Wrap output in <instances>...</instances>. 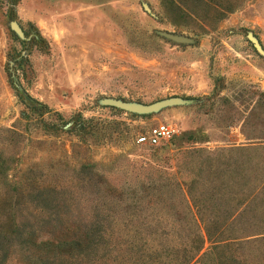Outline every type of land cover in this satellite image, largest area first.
<instances>
[{"label": "rangeland", "instance_id": "1", "mask_svg": "<svg viewBox=\"0 0 264 264\" xmlns=\"http://www.w3.org/2000/svg\"><path fill=\"white\" fill-rule=\"evenodd\" d=\"M206 231L264 264V0H0V264Z\"/></svg>", "mask_w": 264, "mask_h": 264}, {"label": "trees", "instance_id": "2", "mask_svg": "<svg viewBox=\"0 0 264 264\" xmlns=\"http://www.w3.org/2000/svg\"><path fill=\"white\" fill-rule=\"evenodd\" d=\"M32 41L40 43L37 38H30L26 42V49L31 46ZM22 43L25 42L22 41ZM28 56L29 53L25 51L11 57L9 65L11 77L14 71L20 81V73L25 71ZM19 81L12 82L17 90H20V86L23 87ZM19 97L22 98L21 95ZM28 107L37 110L40 116L47 113L43 110V105L42 109ZM34 193L39 194L40 192ZM30 230L29 235L34 237V227L31 226ZM3 242L0 241V251ZM79 242V247L63 252L64 254H57L58 251L46 254L43 256L42 263L72 264L79 255L88 257L91 260L90 264H234L237 261V253L233 251L235 243L230 238L208 231L205 234L198 232L195 235L185 236L176 234L167 240L152 236H129L126 240V247L120 243V240H115L110 236L107 238V236L92 235ZM207 243L210 244L208 247H206ZM108 251L110 253L106 254Z\"/></svg>", "mask_w": 264, "mask_h": 264}, {"label": "built area", "instance_id": "3", "mask_svg": "<svg viewBox=\"0 0 264 264\" xmlns=\"http://www.w3.org/2000/svg\"><path fill=\"white\" fill-rule=\"evenodd\" d=\"M176 133L171 124H161L150 128L146 133L137 136V143L147 146H157L170 139Z\"/></svg>", "mask_w": 264, "mask_h": 264}, {"label": "water", "instance_id": "4", "mask_svg": "<svg viewBox=\"0 0 264 264\" xmlns=\"http://www.w3.org/2000/svg\"><path fill=\"white\" fill-rule=\"evenodd\" d=\"M169 38L173 39V40H177V41H183L184 39L182 38H177V37H172L170 35H167ZM176 101H164V102H160L151 106H143V107H137V108H133L129 105H125V104H120V103H111L112 106L117 107V108H122V109H129V110H136L139 113H151V112H156L161 110L162 108H165L167 106H170L172 104H175Z\"/></svg>", "mask_w": 264, "mask_h": 264}]
</instances>
